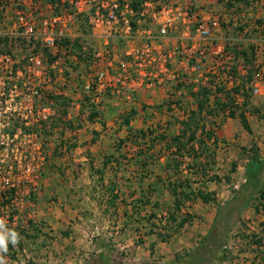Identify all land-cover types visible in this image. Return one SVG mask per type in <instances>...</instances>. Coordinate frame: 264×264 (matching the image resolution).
I'll use <instances>...</instances> for the list:
<instances>
[{"label":"crops","instance_id":"0c3cea01","mask_svg":"<svg viewBox=\"0 0 264 264\" xmlns=\"http://www.w3.org/2000/svg\"><path fill=\"white\" fill-rule=\"evenodd\" d=\"M22 1L29 9H40L41 2L37 0L35 4L31 0ZM182 1L215 13L225 9L221 8L227 0ZM51 7L48 3L41 15H49ZM150 27L154 31V26ZM77 36L80 37L78 50H71L70 45L65 44L55 57L68 78L62 89L70 102L58 107V121L50 131L52 135L46 148L47 163L41 185L31 195L30 202L23 204L19 221L44 226L55 238L50 242L52 249L45 251L53 264H93L97 259L103 264H112L118 259L114 254L118 251L126 261L150 264V259L162 255L166 246L164 250L172 258L178 252V243L173 247L169 240L162 242L155 231L163 209L174 212L176 222L173 223L177 227L182 218L191 216L195 207L219 205L217 195L199 185L194 193L198 190L212 193L216 203H204L197 196L186 199L181 195L185 191L184 182L178 177L177 167L172 165L178 158L173 154L170 141L182 131L181 122L187 119L184 108L172 105L168 99L170 87L141 88L127 98L104 94L98 104H93L90 95L84 93L83 84L92 70L91 54L104 46L103 38L91 27L88 32L80 27ZM132 36L129 42L110 37L106 48L116 59L123 58L127 51L137 49L144 41L140 33ZM159 43L170 49L176 37L171 34L161 38ZM251 105L264 109V95L256 97ZM91 109L95 116L90 118ZM246 116L252 135L237 119H222V128L214 134L215 145L219 146L217 155L220 139L230 142L233 148L246 146L242 144L244 141L257 136L264 140L263 122L254 121L248 113ZM233 153L241 157L238 147ZM173 189L181 200L179 210L174 209ZM32 212L34 218H31ZM192 223L191 216L179 229ZM210 227L208 224L203 233ZM15 229L0 228L4 241L0 245V264H17L2 251L9 242L15 249V242L19 240ZM188 233L191 231L186 235ZM109 241L113 249L108 252L106 242Z\"/></svg>","mask_w":264,"mask_h":264},{"label":"built area","instance_id":"2783aa9c","mask_svg":"<svg viewBox=\"0 0 264 264\" xmlns=\"http://www.w3.org/2000/svg\"><path fill=\"white\" fill-rule=\"evenodd\" d=\"M133 2L59 0L58 12L38 19L33 17L34 9L17 12L11 31L4 33L39 41L50 56L39 51L19 61L0 52V228L18 227L23 204L41 185L47 163L42 132L55 120L59 106L55 97H65L62 87L68 81L55 59L62 49L59 40L76 35L73 30L82 14L104 43L91 54L92 70L83 84L93 104L104 94L127 98L141 88L156 87H170L175 107L203 88L210 91V107L215 99L226 103L224 93L236 88L237 93L231 92V110L242 100L239 57L216 37L219 15L182 0H145L137 11ZM139 33L143 43L123 58L116 59L106 48L110 37L129 42ZM171 34L176 43L166 49L159 40ZM250 85L255 96L264 95V63L253 70Z\"/></svg>","mask_w":264,"mask_h":264},{"label":"rangeland","instance_id":"374dc122","mask_svg":"<svg viewBox=\"0 0 264 264\" xmlns=\"http://www.w3.org/2000/svg\"><path fill=\"white\" fill-rule=\"evenodd\" d=\"M29 2V0H27ZM41 2L39 8L34 11L33 17L35 19L40 18L44 12V7L48 3L52 4V12H58L60 10L58 5L59 0H37ZM36 0H31V3L35 4ZM164 1V0H161ZM263 3V4H261ZM225 8V9H224ZM221 9L223 11L215 12L219 15V29L215 31L218 42L223 43L228 50L233 51L234 47L237 48L239 63L238 68L241 71V91L243 95L242 100L238 105L232 110L235 113L243 112L245 115L248 113L253 116L254 121L263 122L264 124V109L256 108L251 105L256 97L253 94L252 87L250 85V76L258 64L264 63V0H246V1H235L231 3V7H227V1L223 2ZM33 9H29L26 2L22 0H0V38L6 40V45L4 42L0 43V50L4 52H9L16 57L17 60L23 61V59L29 54L42 51L46 56H50L46 49L42 46L41 42L36 40H29L25 38L6 36L4 33L11 31L12 22L17 17V12L25 14L31 12ZM42 12H41V11ZM46 10L45 12H48ZM47 13V14H50ZM82 23V24H81ZM81 24V26H80ZM80 24L76 25L73 30L75 36L71 38H62L59 40V45L64 46L65 44L70 45L71 50H78V45H80V37L77 36L79 28L83 32H88L90 30V25L88 23V18L86 14L80 16ZM72 44V45H71ZM243 53L244 55H241ZM53 58L50 57V60ZM239 90L238 88H236ZM225 94V93H224ZM170 95V94H169ZM59 100V109L61 106L68 105L69 99L67 97L59 96L55 97ZM185 97L176 104H179L175 108H184V115L188 116L191 111L196 110V105L193 98L190 96ZM170 100V98L168 97ZM202 98L199 97V100ZM167 103V102H166ZM85 104H87L85 102ZM169 106L170 104L167 103ZM219 106L217 111H215L216 117H211L210 115H201V123L206 124L211 131L215 134L216 131H220L222 128V119L226 118V113L231 110L230 107ZM193 107V109H191ZM57 108V110L59 111ZM57 111V112H58ZM247 117V116H246ZM57 116L55 120L45 129H43L42 135L44 139L45 148L48 147L50 136L53 131V126L57 123ZM60 119V118H59ZM233 119L239 121L238 115ZM248 119V118H247ZM60 131V130H59ZM58 131V132H59ZM57 132V135H58ZM59 138V136H57ZM57 138V139H58ZM256 138V139H255ZM251 138L248 142H243L242 144L246 146H237L238 153L241 157H237L233 152H237V147H231V143L220 139V151L217 155L216 149L219 147L213 145L209 142V152H213L214 161L211 160V154L206 152L205 154H195L192 153L189 157H185L183 160L178 159L177 162L174 161L173 164H177L178 177L184 182V189L186 192H194L199 185L205 188L206 191H211L217 195L219 205L224 204L231 200L233 192L238 191L245 184V167L247 157L242 154L241 147H245L247 150L250 149L252 145L253 149L257 150V153L261 159H264V140L260 139V136ZM250 153V152H249ZM210 155V156H209ZM210 157V158H209ZM217 159V160H215ZM236 159V160H235ZM233 161V162H232ZM236 161V162H234ZM217 163V165L213 164ZM235 164V169L232 164ZM202 173L205 174L203 177ZM225 178H229L226 181ZM221 185H218V183ZM180 185V184H179ZM211 189V190H210ZM264 193V187H263ZM240 202L233 204V206H238ZM241 205V204H240ZM217 207L199 205L191 210L190 215L193 217V223L181 230L175 227L172 217L175 219L174 212H170L168 208L163 209V214L157 218V224L155 230L157 233L169 235V242L173 247L177 244L178 252L172 258L166 254L164 249L162 250V255H158L150 259V264H172L177 256H183L191 251H193L201 239L207 232L206 230L208 224L211 225L213 218L216 213ZM149 219L147 223L149 224ZM16 236L19 240L14 244L5 245L2 251L13 257L17 264H53L48 261L47 253L45 251H50L52 249L50 242L55 238L49 234L44 226H36L34 223L29 222L25 224L19 221L18 227L15 229ZM180 230V231H178ZM187 231H191L186 235ZM193 234L192 236H190ZM91 240V239H90ZM258 242L262 245L257 252L255 247ZM108 247V252L113 249L112 241L106 242ZM264 250V195L256 194L246 207H243L240 219L233 226L232 230L224 240V246L221 253L216 260L211 264H246L253 260H262ZM114 253V252H113ZM118 259H114L112 264H134L131 260H124V255L120 252L114 253ZM225 255L226 259L221 261V258ZM163 258L164 260H162ZM94 259V258H92ZM110 262L112 260H109ZM86 264V262H85ZM93 264H103L99 259L94 260Z\"/></svg>","mask_w":264,"mask_h":264},{"label":"trees","instance_id":"16d2710c","mask_svg":"<svg viewBox=\"0 0 264 264\" xmlns=\"http://www.w3.org/2000/svg\"><path fill=\"white\" fill-rule=\"evenodd\" d=\"M145 0H134L132 6L134 10H138L140 4ZM238 0H227V7H231V3ZM246 1V0H241ZM4 42V46L6 45V40H2L0 38V43ZM234 47L233 52L236 56H238V50ZM0 52H4L0 50ZM9 53V52H8ZM244 55L243 53H240ZM250 78V77H249ZM232 94L238 92L237 89H232ZM231 92H226L224 97L226 103L221 104L220 100L215 99L213 101V107H210V91L207 89H199L196 92H191L190 96L193 98L194 103L196 105V110L191 111L187 116V119L181 122L182 131L176 137H173L170 141V146L173 147V154L177 156L178 159L183 160L185 157H189L192 153L195 154H205L209 152L210 148L208 142H211L213 145L216 143V138L214 133L211 131L209 127H206L204 123H201V115L207 114L211 117H216L214 114L217 111L219 106H224L225 110L227 107L231 106V103L234 101ZM245 99V95L242 94ZM199 97L202 99L199 100ZM231 108V107H230ZM227 117L234 118L236 113L232 110H229L226 113ZM95 116L93 110L90 111V118ZM239 121L241 122L243 128L248 132V134L252 135V130L249 126L248 119L243 112L238 114ZM252 145L249 150L245 147H241L242 154L246 155L247 163L245 167V184L238 191H234L232 198L230 201L225 202L222 205H217L216 213L213 218L211 227L206 235L203 236L198 246L191 252L183 255L177 256L172 264H211L216 260L219 254L222 251L224 246V240L232 230L233 226L238 222L241 216V212L243 207H246L252 198L256 194L264 195L263 187H264V159H261L257 153L256 149H253ZM250 152V153H249ZM211 154V160L214 161L213 152H209ZM210 156V155H209ZM210 158V157H209ZM214 164V163H213ZM177 167L175 163L173 165ZM235 169V164L232 165ZM203 177L205 174L202 173ZM226 181H229V178H225ZM188 192H182L181 195L186 199H191V196H197L204 203H216V199L212 193H204L202 190H198L195 193L190 191L188 188ZM174 195V209L179 210L181 205V200L178 199V195L176 189H173ZM180 195V193H179ZM240 202V204L236 207L233 204ZM191 220V216L186 215L185 218H182L178 223L177 227L182 228L186 223ZM172 221L176 222V219L172 217ZM159 240L162 242L167 241L170 236L157 233L156 234ZM258 242L255 251L259 250L262 247ZM153 249V245L150 247ZM264 255V250H263ZM221 258V261L226 259L225 255ZM246 264H264V258L262 260H253L250 263Z\"/></svg>","mask_w":264,"mask_h":264},{"label":"clouds","instance_id":"9594fccd","mask_svg":"<svg viewBox=\"0 0 264 264\" xmlns=\"http://www.w3.org/2000/svg\"><path fill=\"white\" fill-rule=\"evenodd\" d=\"M4 241H3V238L0 237V245H3Z\"/></svg>","mask_w":264,"mask_h":264}]
</instances>
